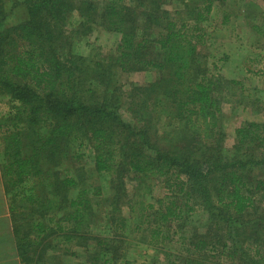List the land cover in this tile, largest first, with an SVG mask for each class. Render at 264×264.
I'll use <instances>...</instances> for the list:
<instances>
[{"label":"trees","instance_id":"16d2710c","mask_svg":"<svg viewBox=\"0 0 264 264\" xmlns=\"http://www.w3.org/2000/svg\"><path fill=\"white\" fill-rule=\"evenodd\" d=\"M3 2L1 172L20 264H264V109L226 149L223 106L259 113L260 99L200 51L227 0H14L12 25ZM98 30L115 52L81 54ZM145 71L123 91L121 74ZM155 181L168 195L151 197ZM197 211L204 231L189 232Z\"/></svg>","mask_w":264,"mask_h":264},{"label":"rangeland","instance_id":"374dc122","mask_svg":"<svg viewBox=\"0 0 264 264\" xmlns=\"http://www.w3.org/2000/svg\"><path fill=\"white\" fill-rule=\"evenodd\" d=\"M14 0H4V12L8 16V24L12 25L16 22H19L25 16V6H17L13 9H9ZM127 2V0H126ZM252 4L251 11L245 9L247 5ZM214 11V17H212L211 22L204 23L202 26L206 28V42L200 47V51L203 54L207 55V61L210 65H221L222 59L225 60V57H228L227 65L220 72L221 74L229 79H237L243 81V87L246 90L251 88H257L256 91L252 92L254 99H260L259 107L261 111L259 113H254L256 108L250 109L247 108L242 110L241 106L238 104H225L223 106V111L225 115L230 120L226 128V140L225 147L228 150H231L234 145V130L239 127L243 122H260L262 121V114L264 109V35L258 34L253 35V29L251 28V22H249L248 13H253V16L258 14L257 11H262L264 16V0H227L224 5L220 7L216 5ZM167 11L174 14L176 11L180 12V6L178 5H165ZM179 9V10H178ZM259 9V10H257ZM248 10V13H247ZM231 12L233 14H238V17H235V20L229 17L222 24V13ZM218 15V18L215 16ZM241 15L245 16L242 18ZM241 16V17H240ZM177 18L179 15L176 16ZM175 17V18H176ZM218 21L216 23L215 21ZM255 18V24L259 25L261 17ZM75 19V16H74ZM262 30L264 31V22L262 23ZM118 42V36L112 32L105 30H98L93 33L90 37L76 45V49L84 55L93 54L99 52L102 55H111L115 52L116 45ZM220 59V60H219ZM221 61V62H220ZM155 76L149 72H138V73H129L120 75V84L124 86L123 91L129 93V88L127 89L126 85L130 83H135L138 85H143L149 83L153 80ZM13 104L9 101L8 98H3L0 102V120L2 117L9 115V109ZM251 111V113H249ZM124 120L128 121L129 116L122 109L119 114ZM1 146V145H0ZM1 155V154H0ZM155 187L152 190L151 197L160 198L163 195H168L167 189L158 184L157 181L154 182ZM130 184L128 188L130 189ZM263 195V194H261ZM261 196L258 197V200H261ZM264 207V204H263ZM191 224L188 225L187 230L192 231V227H195L199 232L204 231L205 216L197 211L193 214L191 219ZM178 228V226H176ZM134 259H136V264L143 263V260L138 258L137 252L132 254ZM56 259L54 260L55 264H81L82 260L79 258H65L62 255H55ZM82 259V258H81ZM229 263V262H227Z\"/></svg>","mask_w":264,"mask_h":264},{"label":"crops","instance_id":"0c3cea01","mask_svg":"<svg viewBox=\"0 0 264 264\" xmlns=\"http://www.w3.org/2000/svg\"><path fill=\"white\" fill-rule=\"evenodd\" d=\"M9 207V197L3 185L0 155V264H20Z\"/></svg>","mask_w":264,"mask_h":264}]
</instances>
